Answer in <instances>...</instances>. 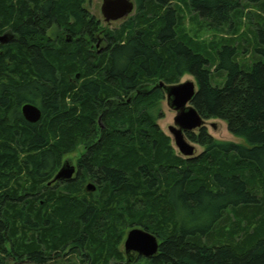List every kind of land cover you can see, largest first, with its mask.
I'll use <instances>...</instances> for the list:
<instances>
[{"label": "trees", "instance_id": "1", "mask_svg": "<svg viewBox=\"0 0 264 264\" xmlns=\"http://www.w3.org/2000/svg\"><path fill=\"white\" fill-rule=\"evenodd\" d=\"M84 1L0 0V34L14 35L0 44V264H49L66 251L79 264H122L117 246L132 227L159 240L139 264H264V46L247 66L233 43L185 40L174 0H133L105 51L50 45L46 30L72 31L67 18H82ZM185 2L216 30L240 6ZM184 75L195 80L197 113L245 145L201 127L185 133L200 154L176 151L157 124L159 83ZM24 103L39 107V122L24 120ZM79 146L76 175L52 182Z\"/></svg>", "mask_w": 264, "mask_h": 264}, {"label": "rangeland", "instance_id": "2", "mask_svg": "<svg viewBox=\"0 0 264 264\" xmlns=\"http://www.w3.org/2000/svg\"><path fill=\"white\" fill-rule=\"evenodd\" d=\"M133 1V0H130ZM239 2V8L237 9V12L233 14V24L232 26H223L220 29H214L207 25L204 21L198 19L195 14H193L185 0H174L172 2L173 4H176L179 6L182 16V25L179 28L181 36L184 37L185 40L190 39L193 43L197 44H208L212 45L211 43L216 42H223L226 41L228 43H233L239 48V56L238 61L239 63H243L242 65L250 66L252 62L257 61V59H261L260 56H258L255 53V49L258 47L264 46V0H237ZM102 4V0H85L83 7L86 10V13L93 16L89 17L92 18V22L88 23L87 17L84 15H81L82 18L77 19L75 23H73L74 19L73 17L67 18L66 25L69 23L72 24V29L75 31V34H71L69 32L65 31V26L56 25L52 29H50L47 32V37L50 38L54 43V46H63L64 39L67 35L72 39L69 42H66L67 49L74 50L77 46H80L81 49L84 51H88V45L89 43H86L87 35H88V27L85 25L87 24L89 27H97V31H100L102 34H106V32H110L112 30L118 29L121 27V25L128 20L134 13L135 9H133L132 13H130L126 18H123L121 20L113 21L110 23H106L101 15L100 7ZM92 25V26H90ZM9 32V29H7L5 32H3L0 35L6 34ZM83 36V37H82ZM83 40V42H77L78 39ZM263 42H261V38ZM57 38V41H55ZM83 44V47L81 46ZM82 50V51H83ZM94 51V50H93ZM92 51V52H93ZM89 52V51H88ZM91 53V52H89ZM185 81H192L195 84V89H197L195 80L190 75H184L180 82ZM216 83V82H215ZM161 112H162V118L158 119L157 124L159 128L166 134L170 135L168 132L167 127L170 125H173V118L175 116V112L170 109L167 104L166 100H163L161 102ZM205 129L214 139L220 140V141H227V142H234L237 144H243L245 145L246 142L244 139L236 137L231 135L226 128V123L219 119H211L205 121ZM198 132V129L194 130V134ZM188 141V140H187ZM189 142V141H188ZM191 143L195 148V155H198L202 152V148ZM177 151V150H176ZM83 153L82 147H78L76 151L69 153L68 155H65L62 160L60 167L63 165L64 162H69V164L77 167V161L80 157V155ZM59 167V168H60ZM89 184V183H87ZM86 184V185H87ZM95 190V189H94ZM88 191V192H94ZM133 228H141V227H132L128 228L126 231V234L128 231H130ZM143 229V228H142ZM125 234V237H126ZM125 237L123 240L120 241V243L117 246V249L122 252L123 257L126 259V256L124 254V247L123 243L125 240ZM158 239V238H157ZM159 241V240H158ZM140 257L136 260L131 262V264H137ZM5 264H17L14 262H11L10 259H6ZM19 264H30L26 261L19 263ZM49 264H79V261L75 255L72 253H68L67 251L65 253H62L61 257L57 260L49 263ZM139 264V263H138Z\"/></svg>", "mask_w": 264, "mask_h": 264}, {"label": "water", "instance_id": "3", "mask_svg": "<svg viewBox=\"0 0 264 264\" xmlns=\"http://www.w3.org/2000/svg\"><path fill=\"white\" fill-rule=\"evenodd\" d=\"M134 9V3L130 0H102L100 12L106 22H113L126 18ZM7 34L0 35V42L5 43ZM159 86L165 93L167 106L175 112L173 125L167 127L169 137L174 148L185 158L194 156L195 148L185 137L186 132H194L195 129L206 127L205 121L191 105L196 92L192 81L179 82L174 85ZM22 117L28 123H37L41 119V110L31 103H24L20 107ZM76 175V169L67 161L57 170L52 182L67 181ZM92 183L86 185L87 191H93ZM158 239L153 234L142 228H133L126 234L123 247L126 255L136 253L140 258H151L158 251Z\"/></svg>", "mask_w": 264, "mask_h": 264}, {"label": "flooded vegetation", "instance_id": "4", "mask_svg": "<svg viewBox=\"0 0 264 264\" xmlns=\"http://www.w3.org/2000/svg\"><path fill=\"white\" fill-rule=\"evenodd\" d=\"M84 16L85 17H87V18H89V17H92L93 18V16H91V15H89V14H84ZM89 16V17H88ZM92 18H89L88 19V23H91L93 20H92ZM105 21V20H104ZM106 22V21H105ZM106 23H110V22H106ZM70 24V23H69ZM68 24V25H69ZM56 26V24H51L50 25V27L46 30V32H45V36L47 37V32L50 30V29H52L53 27H55ZM97 27H95V29H96ZM98 29V28H97ZM71 30L72 31H70V30H68V29H65V31L64 32H69V33H71V34H75V31H73V29L71 28ZM7 34V39H6V42L5 43H1L0 42V44L1 45H5V44H8V43H11V42H13L14 41V35H13V33L9 30V32H7L6 33ZM88 37H87V40L85 41L84 39V41L86 42V43H89V45H88V51L89 52H92L93 50L94 51H96V52H102V51H105V50H107V49H109V44H108V41H107V37H106V35H105V33L104 34H102L100 31L99 32H96L95 34H93V35H87ZM83 37V36H82ZM82 37L80 38V39H78L77 41H80V42H83V40H81L82 39ZM64 39V42H69V41H71L72 39L69 37V35H67L66 36V38H63ZM47 41H48V43L50 44V45H53L54 46V42L52 41V40H50V38H48L47 37ZM55 41H57V38H56V40ZM84 43V42H83ZM81 46L83 47V44H81ZM69 163V162H68ZM75 167V169H76V172H77V167L76 166H74ZM124 254H125V252H124ZM125 256H126V259H125V261L122 263V264H131V262H133V261H135L136 260V253H130V254H128V255H126L125 254ZM137 258H138V256H137ZM133 260V261H132Z\"/></svg>", "mask_w": 264, "mask_h": 264}]
</instances>
